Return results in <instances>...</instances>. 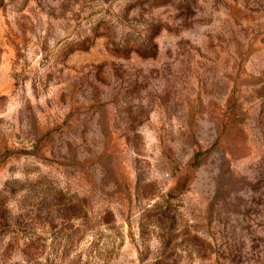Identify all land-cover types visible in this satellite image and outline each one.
Returning a JSON list of instances; mask_svg holds the SVG:
<instances>
[{
  "label": "rangeland",
  "instance_id": "rangeland-1",
  "mask_svg": "<svg viewBox=\"0 0 264 264\" xmlns=\"http://www.w3.org/2000/svg\"><path fill=\"white\" fill-rule=\"evenodd\" d=\"M0 264H264V0H0Z\"/></svg>",
  "mask_w": 264,
  "mask_h": 264
}]
</instances>
